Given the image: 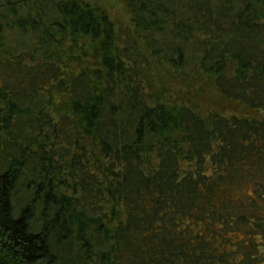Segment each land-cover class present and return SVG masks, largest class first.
I'll list each match as a JSON object with an SVG mask.
<instances>
[{"label":"trees","instance_id":"16d2710c","mask_svg":"<svg viewBox=\"0 0 264 264\" xmlns=\"http://www.w3.org/2000/svg\"><path fill=\"white\" fill-rule=\"evenodd\" d=\"M118 1L0 0V264H264V0Z\"/></svg>","mask_w":264,"mask_h":264},{"label":"rangeland","instance_id":"374dc122","mask_svg":"<svg viewBox=\"0 0 264 264\" xmlns=\"http://www.w3.org/2000/svg\"><path fill=\"white\" fill-rule=\"evenodd\" d=\"M87 1L89 3H92L94 5H98L100 6L102 9H104V11L109 15V17L111 18V20L117 25V27L119 29L122 30L123 33H128L131 34L132 31V26L130 23V18H129V14L125 8V6L123 5V3H121L118 0H84ZM130 38L132 41H128V39L125 40V42H128L129 47L133 45V35H130ZM134 48L135 50H140L141 46L140 45H135L134 44ZM141 53H143V51H141ZM140 60V57L138 58V61ZM144 64V68L146 71V74L151 76V75H156L157 71V66L151 61L149 60L148 63H139V65ZM142 66V65H141ZM215 107L220 108V110L222 112H233L235 111V107L233 105H231L228 102H223L219 99H216ZM215 109V108H212ZM208 111V110H207Z\"/></svg>","mask_w":264,"mask_h":264}]
</instances>
